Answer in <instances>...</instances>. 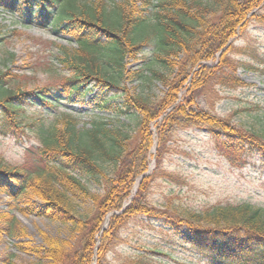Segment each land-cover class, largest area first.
Returning <instances> with one entry per match:
<instances>
[{
	"label": "trees",
	"instance_id": "1",
	"mask_svg": "<svg viewBox=\"0 0 264 264\" xmlns=\"http://www.w3.org/2000/svg\"><path fill=\"white\" fill-rule=\"evenodd\" d=\"M78 1L0 0V7L21 14L34 12L42 23L50 21L52 26L71 34L79 48L74 53L65 51L60 61L73 74L58 86L71 98L96 81L105 91L98 97L97 107L114 115L134 114L138 138L135 146L130 147L131 137L124 127L100 117L94 118L88 127H80L71 114H64L50 126L40 124L41 164L30 171L0 156V191L13 198L27 194L39 198L42 204L35 208L36 213L71 224L81 238L75 247L47 236L45 245H35L26 240V231L19 226L17 217L8 212L0 214V238L7 235L16 239L14 245L18 250L48 260L49 264H90L96 247L97 258L103 262L106 252L117 241L119 228L130 218L145 215L163 220L210 264H264V208L249 203L228 204L199 212L184 209L161 215L147 199L154 177L145 175L154 143L150 127L161 116L165 118L159 122V141L175 124H208L213 130L221 129L222 134L215 132L214 136L217 148L231 160L238 161L253 153L264 155V140L259 133L231 129L226 121L196 110L192 96L175 104L190 77L191 94L210 78L224 85L245 84L236 75L237 66L228 56L232 48L228 51L227 45L264 0H127L111 9L99 0L81 6ZM135 2L141 3V12L154 7L152 23L143 14H137ZM56 8L60 9L59 16L54 14ZM149 46H153L154 52L148 65L130 73L125 57L136 56ZM210 60H217L215 67L205 64ZM176 67L179 72L171 80L168 74ZM146 69L153 79L169 87L165 96L153 101L140 95L132 100L128 97L120 105L112 104L108 95L117 93L121 79L126 75L144 78ZM13 81L12 75L0 70L2 131L21 127L23 104L33 93L12 89ZM56 88L44 87L42 92L53 93ZM82 176L101 180L104 192H92ZM85 200L92 201V209L79 207ZM109 214L108 226L103 231ZM100 234L101 241L97 243ZM4 259L7 264H17L13 258Z\"/></svg>",
	"mask_w": 264,
	"mask_h": 264
},
{
	"label": "rangeland",
	"instance_id": "2",
	"mask_svg": "<svg viewBox=\"0 0 264 264\" xmlns=\"http://www.w3.org/2000/svg\"><path fill=\"white\" fill-rule=\"evenodd\" d=\"M93 1L96 0H79L78 6ZM99 1L111 9L127 0ZM128 2L131 3L130 0ZM129 3L126 5L131 6ZM134 8L137 14H143L152 23L153 6L141 12V3L135 2ZM32 13H15L0 7V70L12 75V89L33 92L23 104L21 127L0 129V156L12 165L35 171L41 164L38 160L41 147L39 125L50 126L64 114L74 115L80 127H88L96 117L121 124L131 137L130 147L135 146L138 138L136 116L119 115L118 112L114 115L97 107V99L105 91L98 87L96 81L71 98L63 87L58 86L65 77L73 74L60 58L64 57L65 51L74 53L79 45L71 34L52 26L50 21L42 23ZM59 13L60 9L56 8L54 14ZM227 46L228 51L232 48L228 56L237 66L236 75L245 84L224 85L210 78L191 94L190 77L179 91L175 104L192 96L196 110L206 111L226 121L231 129L259 133L264 140V1ZM153 52V46H149L136 56L128 54L124 60L126 69L132 73L145 68ZM177 60L179 62L180 59ZM216 63L217 60H210L205 64L215 67ZM197 70L198 66L194 71ZM178 72L176 67L168 76L174 80ZM55 86L57 88L53 89V93L42 92L44 87ZM119 86L116 94L108 95L115 105L122 104L128 97L132 100L140 95L158 101L169 90L166 84L153 79L147 69L144 78L126 75ZM164 118L161 116L159 122ZM159 122L152 123L150 127L154 143L149 151L145 173L154 177L147 199L159 214L184 209L199 212L214 205L244 203L264 208V155L253 153L242 156L238 161L231 160L217 148L214 136L215 132L222 134L221 129L213 130L208 124H175L172 131L159 141ZM165 174H172L173 177ZM82 178L92 192H104L101 180ZM140 179L133 194L137 192ZM41 204V200L32 195L13 198L0 191V214L8 212L15 215L19 226L26 231L27 241L45 245L47 236L63 245L75 247L81 238L76 228L36 213L35 208ZM79 207L92 209L93 203L90 200L81 201ZM109 216L103 231L108 226ZM101 235L97 243L101 241ZM15 242L16 239L7 235L0 238V264H7L6 257L13 258L17 264L50 263L18 250ZM97 250L96 247L90 264H210L196 248L184 242L170 227L165 226L163 220L154 216L130 218L117 231V241L108 249L103 262L98 260Z\"/></svg>",
	"mask_w": 264,
	"mask_h": 264
}]
</instances>
